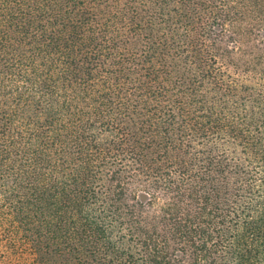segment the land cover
I'll return each mask as SVG.
<instances>
[{
  "label": "trees",
  "instance_id": "1",
  "mask_svg": "<svg viewBox=\"0 0 264 264\" xmlns=\"http://www.w3.org/2000/svg\"><path fill=\"white\" fill-rule=\"evenodd\" d=\"M0 264H264V0H0Z\"/></svg>",
  "mask_w": 264,
  "mask_h": 264
}]
</instances>
